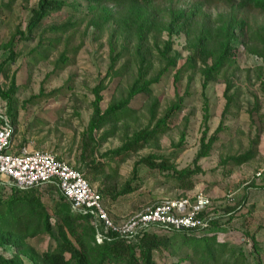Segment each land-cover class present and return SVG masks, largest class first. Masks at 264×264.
<instances>
[{
    "label": "trees",
    "instance_id": "trees-1",
    "mask_svg": "<svg viewBox=\"0 0 264 264\" xmlns=\"http://www.w3.org/2000/svg\"><path fill=\"white\" fill-rule=\"evenodd\" d=\"M158 1L160 0H38L36 6L30 9L24 29H21L22 26L17 27L6 40L0 38V51L5 54L0 56L1 84V78H9L11 66L23 53L18 51L20 45L37 41V46L26 56L32 64H36L46 60L40 53V48L53 51L62 43L63 37L67 36L66 49L59 54L53 71L42 81L39 93L31 96L25 103L41 105L56 97L72 94L73 88L68 83L50 92H46L45 85L76 63L79 48L67 49L75 35V29L85 23L87 29L95 34H108L110 66L106 75L90 91L94 99L88 102L91 114L79 136L78 166L68 163L81 172L89 183L91 179H104V185L112 179L105 171L104 163L95 154L115 135L119 123L141 110H146L149 116L148 125L144 129L127 137L121 147L103 154L104 159L132 156L148 145L158 143L169 130L172 117L183 109L184 99L176 94L175 102L158 119L160 102L155 91L165 84L167 78L172 76L173 84L176 85L186 72L198 69L203 78L202 89L206 90L213 80L236 66L240 37L250 53L264 58V27H250L234 16L221 17L212 23L202 7L162 10L156 5ZM216 1L230 8L249 9L264 14V0ZM11 13V3L0 8L2 20L9 18ZM160 35H165L166 39L162 49L158 50L157 58L161 67L154 75L150 40ZM180 38L186 40L188 55L182 67L178 68L179 57L172 54ZM117 41L123 42L118 52L115 51ZM126 46H130L127 53ZM126 55L129 59L118 67ZM130 64H133L132 69ZM130 70H134V80L127 88L121 89L120 78ZM230 91L231 82L226 80V104L218 127L210 135V108L208 101L204 100L199 150L191 165L178 169L173 161L185 149L186 130L181 133L178 143L173 144V152L168 157L148 156L139 161V164H145L172 179L176 183L175 189L180 193L178 198L195 193V180L202 174L200 160L210 156L221 141V135L226 132L223 123L229 111L233 110L234 103ZM15 92V76L12 75L8 91H4L0 85V97L9 99ZM105 92L112 94L108 103H105ZM116 93L120 95L116 97ZM7 117L14 127L15 115L7 112ZM259 135L260 132L245 153L228 156L221 160V164L225 167H240L253 161L259 152ZM34 144L37 148L38 141ZM58 158L63 160L59 156ZM112 173L115 175V171ZM130 186L131 183H127L116 196L110 190L105 191L104 187L97 190L104 205L107 195L114 199L127 195L132 192ZM9 188L8 197L0 196V264H248L243 249L231 244L226 235L221 239L216 232L220 229L222 219L228 217L227 221L231 222V216L238 210L235 208H228L223 214H218L214 209L203 212L199 218L207 222L206 228L175 230L155 226L144 230L139 238H129L106 230L89 211H73L71 203L55 182L25 190L13 186ZM105 209L109 212V209ZM110 217L112 218L111 215ZM97 235L102 236L100 243L96 241ZM43 237L53 240L55 247L43 251L39 262L33 254L27 255L26 251L31 248L30 242H40ZM245 241L246 239H242L241 243ZM250 241L247 240L251 243L259 264H263V252L256 235H251Z\"/></svg>",
    "mask_w": 264,
    "mask_h": 264
},
{
    "label": "rangeland",
    "instance_id": "rangeland-1",
    "mask_svg": "<svg viewBox=\"0 0 264 264\" xmlns=\"http://www.w3.org/2000/svg\"><path fill=\"white\" fill-rule=\"evenodd\" d=\"M37 2L38 0H0V8L9 3L12 6L9 18L5 20L0 18L2 40H6L17 27L22 26L21 29H24L30 16V9L36 6ZM156 5L162 10L199 6L212 23L221 17L234 16L250 27H264V14L249 9L230 8L216 0H160ZM66 37H63L62 43L53 51L45 47L40 48L39 51L46 60L38 61L36 64H32L26 56L37 46V41L19 46L18 51L21 50L23 53L11 66L9 78L2 77L0 84L4 91H8L10 77L14 75L16 92L11 94L9 99L0 97V115L7 121H9L7 112L15 115L16 134L13 145L16 150L28 141H38V149L53 152L64 162L78 166L79 136L91 114L88 102L94 99L90 91L106 75L110 66L108 34H95L87 29L85 23H82L75 29V35L67 48L70 50L79 48L76 63L45 85L46 92H50L68 83L73 88L72 94L56 97L41 105L25 104L31 96L39 93L42 81L53 71L59 54L66 49ZM164 39H166L165 35H160L150 40L154 75L161 67L157 55L158 50L162 49ZM239 41L237 46L239 59L236 66L226 70L225 75L222 74L213 80L206 90L202 89L203 78L198 69L186 72L176 85L173 84L171 76L162 87L156 89L155 96L160 102L158 119L175 102L176 94L184 99L183 109L172 117L169 130L158 143L148 145L129 157L104 159L103 154L121 147L127 137L144 129L148 125L149 116L146 110H141L119 123L115 135L95 154V157L104 163V169L112 179L104 185L102 184L104 179L99 181L91 179L90 184L96 188L104 187L105 191L110 190L112 195L116 196L127 183H131V193L115 199L109 195L105 198L107 201L104 205L109 209L111 212L109 214L116 223L123 222L131 215L162 200L178 198L180 193L175 189L176 183L172 179L158 170L150 169L145 164H139V161L148 156L168 157L173 152V144L178 143L181 133L186 130L185 149L178 159L173 161L178 169L191 165L199 150L204 100L208 101L210 108L211 117L208 122L210 135L220 123L226 104L225 83L229 80L230 96L234 101L233 110L229 111L224 120L223 127L226 128V132L221 135V141L208 158L199 162L202 174L195 180L194 192L204 191L211 198V209L218 214L225 213L228 208L238 209L231 216V222L227 221L228 217L220 221V229L216 232L221 239L226 235L231 244L241 247L248 264H259L251 243L247 242L250 241L251 235H256L260 250L263 252L264 264V58L250 53L242 37ZM121 44L122 41L116 42V52L121 50ZM186 45V40L180 38L173 48L172 55L179 57L178 68L182 67L188 55ZM128 51L130 46H126L125 52ZM3 55L5 56L0 51V56ZM128 59L129 56L126 55L118 67L125 64ZM130 66L132 69L133 64ZM134 77V70L124 74L120 78L121 89L127 88ZM111 95V92H105V103L110 101ZM119 95L116 93V97ZM259 132V152L253 161L240 167H225L221 164V160L228 156L245 153ZM9 189V186L0 185V196L8 197ZM242 239L246 241L241 243ZM30 247V250L26 251L27 255L33 254L40 262V254L46 249H53L55 243L50 238L43 237L40 242L38 240L30 242Z\"/></svg>",
    "mask_w": 264,
    "mask_h": 264
},
{
    "label": "built area",
    "instance_id": "built-area-1",
    "mask_svg": "<svg viewBox=\"0 0 264 264\" xmlns=\"http://www.w3.org/2000/svg\"><path fill=\"white\" fill-rule=\"evenodd\" d=\"M14 127L0 115V181L2 185L20 190L55 182L73 211H89L106 230L125 237L139 238L144 230L155 226L175 230L206 228L199 216L211 209V198L197 191L185 198L165 199L116 223L102 203V197L81 172L60 160L50 151L35 147L28 141L19 150L13 145ZM260 175V174H258ZM100 243L102 236L97 235Z\"/></svg>",
    "mask_w": 264,
    "mask_h": 264
},
{
    "label": "crops",
    "instance_id": "crops-1",
    "mask_svg": "<svg viewBox=\"0 0 264 264\" xmlns=\"http://www.w3.org/2000/svg\"><path fill=\"white\" fill-rule=\"evenodd\" d=\"M110 212V211H109ZM111 213V212H110ZM109 215H111V214H109ZM112 216V215H111Z\"/></svg>",
    "mask_w": 264,
    "mask_h": 264
}]
</instances>
